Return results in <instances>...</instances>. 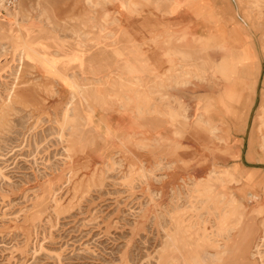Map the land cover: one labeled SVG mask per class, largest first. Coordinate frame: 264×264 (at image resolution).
I'll return each instance as SVG.
<instances>
[{
	"label": "rangeland",
	"instance_id": "1",
	"mask_svg": "<svg viewBox=\"0 0 264 264\" xmlns=\"http://www.w3.org/2000/svg\"><path fill=\"white\" fill-rule=\"evenodd\" d=\"M164 1L17 0L0 22V264H264V197L233 196L264 166V0H207V40L141 86L111 7L152 35Z\"/></svg>",
	"mask_w": 264,
	"mask_h": 264
},
{
	"label": "crops",
	"instance_id": "2",
	"mask_svg": "<svg viewBox=\"0 0 264 264\" xmlns=\"http://www.w3.org/2000/svg\"><path fill=\"white\" fill-rule=\"evenodd\" d=\"M163 9L168 12L162 14L164 16L163 18H150L154 23L158 21L157 29L159 30L158 33L156 32L149 35L145 34L143 29L145 19L143 16L128 17L127 4L123 2H115L114 7H111L114 15L113 20H115L125 32L117 33L116 35L114 34L115 32L112 33L115 38L109 40V42L111 43V41H114L117 43V46L115 47L121 51L120 53H123L121 56L125 61H121L120 65H123L129 70L126 71L127 73L125 74H135L134 78L139 84H141V86L144 85L145 74L153 75L166 73L175 67V61H171V63H173L171 64L170 60L169 62L163 61V58L174 59L176 57L177 49L179 48V46L176 47V40L181 37L185 38L188 42L193 39L202 41L207 40L205 39V36L208 31L212 29V26L207 22V19L209 15L215 16V9L214 5L207 2V0H166L164 1ZM0 22L13 24L14 19L10 17ZM112 24L113 23H111V25ZM128 26H135V32L131 33L132 31ZM112 35L109 36L111 37ZM145 43H151V51L145 50ZM185 47V44H183V48ZM179 50H181V48L178 49V52ZM145 57L160 59L158 60L159 65H144ZM118 68L119 70L115 69V66L113 68V65L108 66L105 64V70L103 72L110 74L125 72L123 68L119 66ZM95 72L96 71L93 73ZM163 88L169 89L170 87ZM247 148L248 153L258 154L257 151H253L255 150V147H252V150L249 149L248 146ZM250 171L254 172L253 180L251 182H246L244 176ZM237 172L240 177H238V184L236 185L237 193L233 194L234 197H264L263 165L261 167H238Z\"/></svg>",
	"mask_w": 264,
	"mask_h": 264
},
{
	"label": "built area",
	"instance_id": "3",
	"mask_svg": "<svg viewBox=\"0 0 264 264\" xmlns=\"http://www.w3.org/2000/svg\"><path fill=\"white\" fill-rule=\"evenodd\" d=\"M17 8V0H0V21L13 17Z\"/></svg>",
	"mask_w": 264,
	"mask_h": 264
},
{
	"label": "bare ground",
	"instance_id": "4",
	"mask_svg": "<svg viewBox=\"0 0 264 264\" xmlns=\"http://www.w3.org/2000/svg\"><path fill=\"white\" fill-rule=\"evenodd\" d=\"M199 180L201 181V180H203V178L201 177V178H199Z\"/></svg>",
	"mask_w": 264,
	"mask_h": 264
}]
</instances>
